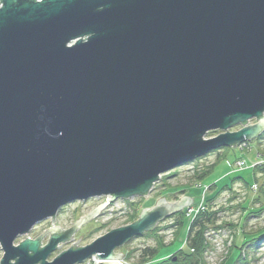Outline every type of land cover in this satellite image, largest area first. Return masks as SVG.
<instances>
[{
  "label": "water",
  "instance_id": "water-1",
  "mask_svg": "<svg viewBox=\"0 0 264 264\" xmlns=\"http://www.w3.org/2000/svg\"><path fill=\"white\" fill-rule=\"evenodd\" d=\"M0 3V264H121L117 248L192 200L161 198L51 261L106 203L15 241L76 201L146 198L162 175L264 132V0Z\"/></svg>",
  "mask_w": 264,
  "mask_h": 264
},
{
  "label": "rangeland",
  "instance_id": "rangeland-1",
  "mask_svg": "<svg viewBox=\"0 0 264 264\" xmlns=\"http://www.w3.org/2000/svg\"><path fill=\"white\" fill-rule=\"evenodd\" d=\"M264 116V115H263ZM257 123L256 119L249 120L247 124H237L233 126L230 131L234 132L242 127L253 125ZM221 133V131L209 132L205 135V138H212ZM260 137V139H258ZM258 138L245 141L237 144L234 147L221 148L208 153L199 159L192 161L191 163L182 165L169 173L162 175V179L154 184L148 196L134 197L128 200H115L107 202V197L91 198L82 202H73L64 206L54 217V224L51 225L52 219H46L37 223L26 235L19 237L15 241L17 245L20 241H23L26 237L31 239L38 238L44 231H48L50 228L58 227L62 231H66L72 227L73 224L80 218H84L91 213L96 207L106 203V205L99 211V213L87 222L82 223L73 233L72 241H68L60 245L59 250H55L48 257V261L53 260L61 252L66 251L75 244L79 238L80 241L75 247H84L89 245L97 238L105 235L109 231L123 227L130 224L128 218L131 217L136 211L140 209H151L156 203L151 206L146 199L153 198L158 195L157 192L166 189L168 186L177 188L170 191L166 195L167 203L173 204L182 197H187L192 200L189 206H197L196 203L204 200L203 194L197 197V193L191 191L194 187L201 184L197 177L206 171L213 163L219 158L220 160L210 171V174L205 178L204 184L216 182L225 178L228 180L227 172L231 169L234 172L239 170V161H243L247 164V168L243 171L240 170L238 174L252 171L254 168V174L252 178H246L248 185L244 184L242 180L237 176L231 183V189H225L221 192L212 202L210 208L207 209L210 212H214L215 222L209 226L206 232V238L208 242L207 248L202 252L200 256V264H227L225 263L229 258V249L234 245L239 248V255L241 260L236 264H264V236L259 238L264 233V209L258 214L255 213L258 207H262L264 199L260 194V188H264V171H256V168L262 169L264 162V132ZM246 144V145H243ZM243 145V146H242ZM245 154L244 158H235L238 153ZM235 158V159H234ZM236 174V175H238ZM243 177V174L240 177ZM231 178V179H232ZM255 178V180H254ZM223 179L224 181H226ZM230 179V180H231ZM254 180V181H253ZM251 183V184H250ZM229 184L228 183H224ZM153 185V186H154ZM167 190V189H166ZM210 190L207 193L212 195ZM163 198V197H162ZM161 199V198H159ZM157 199V200H159ZM245 201H248L251 214L246 220H241L242 217V205ZM157 202V201H156ZM147 204V205H145ZM188 206V207H189ZM184 211V210H183ZM255 211V212H254ZM175 215V214H174ZM166 218L158 224H156V231L146 232L141 237H134L126 242L123 246L115 250V254L122 253L121 264H137L139 254L146 248H153L157 246V236L163 239L164 247L157 255V261H164L172 256L176 260L178 257L176 253L182 247L185 242L186 222L184 220V226L179 236H174L175 226L174 222L176 217ZM133 223V222H131ZM173 225V228H169ZM244 227V231H241V227ZM260 233V234H259ZM243 234H251L249 237ZM255 238L253 235H257ZM50 239V234L46 233L42 238L43 246L47 244ZM74 239V240H73ZM134 251V252H132ZM132 253V254H131ZM234 253V252H233ZM130 258H127V255ZM2 257V251L0 248V259ZM89 259V258H87ZM85 259V260H87ZM168 261V260H167ZM165 263V262H164ZM151 264V263H150ZM167 264V263H166Z\"/></svg>",
  "mask_w": 264,
  "mask_h": 264
},
{
  "label": "trees",
  "instance_id": "trees-1",
  "mask_svg": "<svg viewBox=\"0 0 264 264\" xmlns=\"http://www.w3.org/2000/svg\"><path fill=\"white\" fill-rule=\"evenodd\" d=\"M260 139V137L258 138ZM264 157V153L262 154ZM244 158L245 154L242 153H238L236 155L235 158ZM234 158V159H235ZM223 158H219L217 159V161L215 163H213L212 165H210L209 168L206 169L205 172H203L202 174L198 175L197 179L202 182L201 184L197 185L196 187H194L193 189H191V191H193L194 193H197V197L200 198V196L204 193V205L207 207V209L210 208V205L212 204V202L214 201V199L221 193L223 192L225 189H231V183L233 182V180L236 178H232L234 176H237V178L239 177L242 182L246 185H248V181H246V178H252L253 174H254V168H252V171H247L245 173H241L238 174L239 172H233L231 169H229V171L227 172V177L228 180L224 181L223 179H220L216 182L210 183L209 185L204 184V180L205 178H207V176L210 174L211 169ZM262 169L256 168V171H264V162L262 164ZM238 174V175H236ZM243 174L244 179L242 178V176L240 177V175ZM232 178V179H231ZM162 179V177H161ZM231 179V180H230ZM253 179V178H252ZM255 180V178H254ZM253 180V181H254ZM229 184H225L224 183H228ZM251 184V183H250ZM204 186H208V189L206 191H204L203 187ZM155 187V185L153 186ZM167 189V190H166ZM166 189L164 190H160L159 192H157V196L155 198V196L153 198H150L149 200H145L143 201L146 202L148 201L149 204L152 206L153 203H156V201H158L157 199L159 198H166L167 193H169L170 191H173L175 189H177L176 187L173 188L171 186H168ZM210 190L211 193H213L212 195H208L207 193ZM260 194L262 195L263 199H264V188H260ZM147 205V204H145ZM207 209H205L204 211H199L197 213V215L195 216L194 220L192 221V223L189 225L188 220L185 218V210L180 211L175 213V215L173 217H176V221L174 222V226H175V231H174V236L177 237L179 236V234L181 233V230L184 226V220L186 222V233H185V242L182 245V247L179 249V251L176 253V256L178 257V259L176 260V262L172 261V256L164 261H160V262H155L157 261V255L159 254L160 250L163 249L164 247V243H163V239L161 237L157 236V246L153 247V248H146L143 249V251L139 254L138 260H137V264H200V256L202 255V252L207 248L208 246V242H207V238H206V232L209 228L210 225H212L215 220H214V216L215 213L214 212H210V210L208 211ZM251 207L249 208V203L248 201H245L242 205V211H243V215L241 217V220H246V218L249 217V215L251 214L250 212ZM264 209V204L262 207H258V210L255 213H259L261 212V210ZM142 210H143V206H142ZM141 209L139 211H136L133 215H131V217L128 218V222H134L137 220L140 212L142 211ZM169 228H173V225L170 226ZM157 228L153 229V233L156 231ZM244 227H241V231H244ZM260 234V233H259ZM259 234L257 235H253L255 238H258L257 236H259ZM245 237L246 236H250L251 234H243ZM143 236L140 235L138 237ZM264 236V233L261 234L259 236V238H262ZM230 253L228 260L225 262L227 264H236L238 261L241 260V255H239V251L240 249L235 247L234 245L232 246L231 249H229ZM134 252V251H132ZM234 252V253H233ZM132 254V253H131ZM127 258H130V255H127ZM168 260V261H167ZM165 262V263H164Z\"/></svg>",
  "mask_w": 264,
  "mask_h": 264
},
{
  "label": "built area",
  "instance_id": "built-area-1",
  "mask_svg": "<svg viewBox=\"0 0 264 264\" xmlns=\"http://www.w3.org/2000/svg\"><path fill=\"white\" fill-rule=\"evenodd\" d=\"M1 5L2 4L0 3V7H1ZM243 145H246V144H243ZM239 162H240L239 163L240 168L237 171L244 170L247 168V164L245 162H243V161H239ZM235 168H237V165H236V167H234V172H237V171H235ZM203 189H204V191H206L208 189V186H204ZM204 193L205 192H203V196H204ZM205 208L206 207L204 205V200L202 199V201H200V203L197 206H189L185 209V218L188 220L189 225L192 223V221L194 220L197 213L199 211H204ZM98 261H99L98 257L96 255H93V256L89 257V259L83 261L81 264H96Z\"/></svg>",
  "mask_w": 264,
  "mask_h": 264
},
{
  "label": "flooded vegetation",
  "instance_id": "flooded-vegetation-1",
  "mask_svg": "<svg viewBox=\"0 0 264 264\" xmlns=\"http://www.w3.org/2000/svg\"><path fill=\"white\" fill-rule=\"evenodd\" d=\"M166 219V218H165ZM165 219H163V220H165ZM62 232H64V231H59V234H61ZM48 242V241H47ZM41 245L43 246V244H42V241H41Z\"/></svg>",
  "mask_w": 264,
  "mask_h": 264
},
{
  "label": "bare ground",
  "instance_id": "bare-ground-1",
  "mask_svg": "<svg viewBox=\"0 0 264 264\" xmlns=\"http://www.w3.org/2000/svg\"><path fill=\"white\" fill-rule=\"evenodd\" d=\"M199 203H200V201H199L198 203H196V204L198 205ZM205 207H206V206H205ZM62 208H63V207H62ZM62 208H61V209H62ZM206 208H207V207H206ZM61 209H59V211H60ZM59 211H58V212H59ZM58 212H57V213H58Z\"/></svg>",
  "mask_w": 264,
  "mask_h": 264
}]
</instances>
